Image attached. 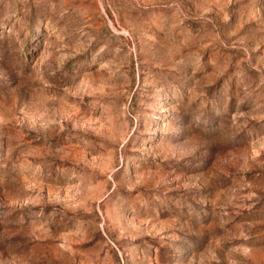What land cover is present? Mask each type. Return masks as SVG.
Masks as SVG:
<instances>
[{"label": "rangeland", "instance_id": "obj_1", "mask_svg": "<svg viewBox=\"0 0 264 264\" xmlns=\"http://www.w3.org/2000/svg\"><path fill=\"white\" fill-rule=\"evenodd\" d=\"M0 264H264V0H0Z\"/></svg>", "mask_w": 264, "mask_h": 264}]
</instances>
